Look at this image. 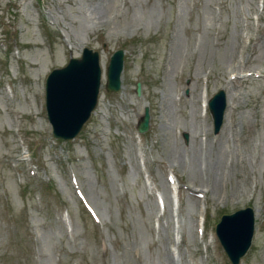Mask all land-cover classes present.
Masks as SVG:
<instances>
[{"label": "rangeland", "instance_id": "rangeland-1", "mask_svg": "<svg viewBox=\"0 0 264 264\" xmlns=\"http://www.w3.org/2000/svg\"><path fill=\"white\" fill-rule=\"evenodd\" d=\"M85 48L98 105L56 140L45 81ZM219 90L216 135L203 100ZM247 207L240 264H264V0H0V264H230L215 226Z\"/></svg>", "mask_w": 264, "mask_h": 264}, {"label": "water", "instance_id": "water-1", "mask_svg": "<svg viewBox=\"0 0 264 264\" xmlns=\"http://www.w3.org/2000/svg\"><path fill=\"white\" fill-rule=\"evenodd\" d=\"M124 52L117 51L107 68L105 90L118 93L121 88ZM102 70L100 55L84 49L80 59H71L62 69L53 70L45 83V104L52 135L57 140H74L95 111L101 88ZM140 84L137 94H140ZM212 116L214 133L217 135L224 122L227 95L218 91L207 103ZM149 109H144L137 131L144 134L149 130ZM256 230V214L247 207L231 215H223L216 225L215 233L230 264H240L250 250Z\"/></svg>", "mask_w": 264, "mask_h": 264}, {"label": "bare ground", "instance_id": "bare-ground-1", "mask_svg": "<svg viewBox=\"0 0 264 264\" xmlns=\"http://www.w3.org/2000/svg\"><path fill=\"white\" fill-rule=\"evenodd\" d=\"M206 102H207V100H206V98H204V100H203V106H204V112L206 113V110H205V107H206ZM34 103H35V105L37 106V102L36 101H34ZM172 198H174V199H176V195H177V189H176V185L174 184V187H173V192H172ZM201 222H202V220L200 221V225H201Z\"/></svg>", "mask_w": 264, "mask_h": 264}]
</instances>
